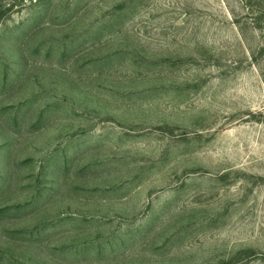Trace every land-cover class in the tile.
Returning <instances> with one entry per match:
<instances>
[{"label": "rangeland", "instance_id": "obj_1", "mask_svg": "<svg viewBox=\"0 0 264 264\" xmlns=\"http://www.w3.org/2000/svg\"><path fill=\"white\" fill-rule=\"evenodd\" d=\"M0 264H264V0H0Z\"/></svg>", "mask_w": 264, "mask_h": 264}]
</instances>
